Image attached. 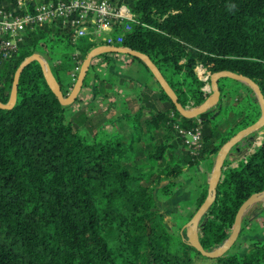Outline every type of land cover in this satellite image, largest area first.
<instances>
[{
  "label": "trees",
  "instance_id": "16d2710c",
  "mask_svg": "<svg viewBox=\"0 0 264 264\" xmlns=\"http://www.w3.org/2000/svg\"><path fill=\"white\" fill-rule=\"evenodd\" d=\"M2 1L0 7L18 0ZM124 2L136 21L123 45L151 58L184 107L207 99L199 65L210 74L250 77L264 95V0ZM96 46L89 35L75 37L62 20L29 29L10 57L0 51V101L9 102L18 67L34 53L47 60L67 95L75 67ZM92 79L94 96H105L114 83L96 63L85 85ZM227 79L219 81V105L193 119L184 118L159 85L151 95L142 94L138 111L114 124L113 132L103 121L94 124L84 109L63 106L37 61L26 66L16 105L0 108V264H195L197 257L217 264H264V239L252 241L244 255L203 256L184 234L175 237L156 203L155 191L173 195L186 167L203 162L211 171L220 149L261 116L250 89L228 87ZM197 128L202 146L191 153L183 132ZM262 131L255 151L224 172L200 230L205 249L221 245L241 205L264 191ZM197 191L198 210L208 182Z\"/></svg>",
  "mask_w": 264,
  "mask_h": 264
},
{
  "label": "water",
  "instance_id": "95a60500",
  "mask_svg": "<svg viewBox=\"0 0 264 264\" xmlns=\"http://www.w3.org/2000/svg\"><path fill=\"white\" fill-rule=\"evenodd\" d=\"M109 53L130 55L133 58L141 60L145 64V66L151 71L159 85L164 89L165 93L170 97L172 102L175 104L177 110L184 118H198L199 116L208 112L210 109L219 105L221 99L219 81L222 78H231L233 80L244 82L250 87H252L255 91L257 100L259 101L261 107V116L256 122L240 130L220 149L219 153L217 154L214 167L208 175V195L202 205L195 212L192 219L185 225V236L187 242L194 248H196L203 256L215 259L225 255L230 250V248L236 243L237 239L241 234L245 213L257 203L262 202L264 204V191L251 195L238 209L229 237L221 245L213 249H205L203 247L199 238L200 230L207 218V214L210 207L213 205L217 198V188L224 178V172L226 170V161L229 159L238 160L242 155H246L247 148L244 150L243 148L238 147L237 144H239L244 139H247L248 142H253L255 140L253 134L262 131V129L264 128V95L257 83L250 77L230 71L213 73L210 75V84H208V88H210V90L208 92L207 99L199 106L192 108L184 107L179 102L175 91L171 88L165 77L160 72L159 68L153 63V61L147 54L137 50H133L126 46L101 45L94 47L88 53L86 59L82 62L76 83L74 84L72 90L67 95H64L47 61L43 58L41 54L34 53L31 56L27 57L18 67L14 76L10 100L8 103H2L0 101V108L12 109L16 105L20 76L24 68L33 61H37L42 66L47 83L49 84L51 90L56 95L60 103L63 106L73 105L80 97L81 91L85 86V79L87 77L88 71L90 70V67L94 63L95 59L99 56ZM217 114L218 113L216 112L215 115ZM233 148H236V152H238L239 154L233 153Z\"/></svg>",
  "mask_w": 264,
  "mask_h": 264
},
{
  "label": "built area",
  "instance_id": "2783aa9c",
  "mask_svg": "<svg viewBox=\"0 0 264 264\" xmlns=\"http://www.w3.org/2000/svg\"><path fill=\"white\" fill-rule=\"evenodd\" d=\"M60 20L72 27L75 37L89 35L97 46H124V34L136 21L135 14L124 0H18L16 4L0 7V51L4 57H10L18 50L29 29ZM81 65L76 66L72 73L70 91L77 81ZM199 67L204 69L202 80L207 81L211 74L202 65ZM73 106L77 110L83 104L78 99ZM262 135L263 131H260L246 155L234 162L232 160L226 169L237 166L239 161L254 152L262 143ZM183 137L191 153L200 150V128L183 132Z\"/></svg>",
  "mask_w": 264,
  "mask_h": 264
},
{
  "label": "crops",
  "instance_id": "0c3cea01",
  "mask_svg": "<svg viewBox=\"0 0 264 264\" xmlns=\"http://www.w3.org/2000/svg\"><path fill=\"white\" fill-rule=\"evenodd\" d=\"M2 2L3 4L6 3L5 0ZM94 63L98 65L99 72L114 83L105 96H94L96 79H92L90 82L91 85H85L81 91L79 99L83 106L79 109H84L89 117L88 119H92L94 124H99L103 121L109 124L110 126L107 128L114 132L115 129L112 126L114 124H121L125 118L134 115L142 105V94L144 95V93H146L151 95L153 93L152 89L157 90L159 84H157V80L145 64L141 60L133 58L130 55L123 56L120 54H113L109 55L108 59L107 57L99 56L95 59ZM199 66L196 69L197 73L200 68ZM206 72L209 73L207 69ZM204 90L207 93L209 92L210 88H208V85H205ZM71 110L76 111L74 106ZM145 115L148 116V112H146ZM108 120H111V122ZM253 136L257 138V135ZM251 144L252 142H248L247 139H244L241 141L239 147L245 150L246 148L248 149ZM232 151L233 153L239 154L236 152V148H233ZM181 154V150L179 149V155ZM232 160L234 162V159H229V163H231ZM193 168H195L197 172L204 173L205 178L202 182H208V175L211 171H208L207 165L203 162L186 167L182 174L186 178L183 180V183L180 184L181 186L179 185V187L176 188L173 194L174 196L169 198L170 201L174 198L182 200L184 195H190L192 182L187 175L190 174ZM259 212L264 213V204L262 202L253 205L245 213L243 222H248L246 225L248 231L244 236L246 240H249L251 237L249 233L251 232V227H253L251 218L257 216Z\"/></svg>",
  "mask_w": 264,
  "mask_h": 264
},
{
  "label": "rangeland",
  "instance_id": "374dc122",
  "mask_svg": "<svg viewBox=\"0 0 264 264\" xmlns=\"http://www.w3.org/2000/svg\"><path fill=\"white\" fill-rule=\"evenodd\" d=\"M203 71L204 69L202 67H200L198 70V75L201 79H202L201 73ZM208 80L206 81L207 82L206 85L210 84V82L208 83ZM225 81L228 87L239 88L240 91L249 88L250 96L253 97L257 103H259L255 91L248 84L244 82H240V83L235 82L232 79H227ZM187 177H190V181L192 182L191 192L189 196L184 195V197H182V200H178L177 198H174L170 201L169 198H171L174 195H171L170 197H166L165 194H162L158 189L155 191L156 203L165 214V220L168 228L172 232H174L175 237L177 238H179V234L181 233L185 235L186 233L185 225L192 219L193 215L197 211L195 206L196 194L198 192L197 189H198V185L200 183L201 184L203 183L202 181L205 178V175L204 173L197 172L196 169L193 168L191 169V172L190 174L187 175ZM185 178L186 177L182 175L180 178L177 179L179 185L183 183V180ZM251 221H253V225H252L253 227H251V232H249L251 234L250 239L246 240L244 236L247 233H244V235L242 237H239L237 239V242L230 248L229 253L231 254L239 253L241 255H244L246 254L247 251H249L252 241L264 239V213L259 212L257 216L251 218ZM109 238L111 241L114 239L111 233L109 234ZM195 264H217V263L213 260L197 257Z\"/></svg>",
  "mask_w": 264,
  "mask_h": 264
},
{
  "label": "flooded vegetation",
  "instance_id": "af4514ba",
  "mask_svg": "<svg viewBox=\"0 0 264 264\" xmlns=\"http://www.w3.org/2000/svg\"><path fill=\"white\" fill-rule=\"evenodd\" d=\"M254 135V134H253Z\"/></svg>",
  "mask_w": 264,
  "mask_h": 264
}]
</instances>
